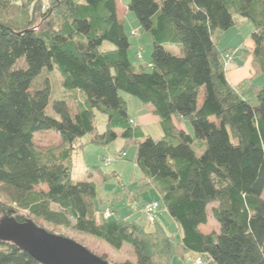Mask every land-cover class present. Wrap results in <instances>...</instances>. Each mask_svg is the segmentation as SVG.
<instances>
[{"label": "trees", "instance_id": "obj_1", "mask_svg": "<svg viewBox=\"0 0 264 264\" xmlns=\"http://www.w3.org/2000/svg\"><path fill=\"white\" fill-rule=\"evenodd\" d=\"M46 3L0 0V214L84 232L116 250L132 246L135 259L110 264H188L192 253L196 264H264V83L253 80L264 72V0H129L153 38L147 62L130 57L117 0H50L35 24ZM245 20L254 24V46L242 52L252 55L253 75L232 83L226 55L234 51L217 38ZM49 65L68 92L52 100L58 116L47 111ZM121 92L152 106L161 137L135 125ZM96 112L105 115L102 130ZM40 131H56L60 144L41 149ZM86 136L96 145L136 142L141 175L127 201L141 212L159 200L176 227L159 216L152 228L145 217L97 216V183L72 175ZM151 188L158 198L144 196ZM210 205L219 230L204 232ZM0 264L46 263L0 241Z\"/></svg>", "mask_w": 264, "mask_h": 264}, {"label": "rangeland", "instance_id": "obj_2", "mask_svg": "<svg viewBox=\"0 0 264 264\" xmlns=\"http://www.w3.org/2000/svg\"><path fill=\"white\" fill-rule=\"evenodd\" d=\"M47 3L41 6V10L37 12L35 24H43V14L47 12V7L50 0H46ZM129 0H117L118 13L125 20V28L129 34L132 45L129 49L130 57L133 60H137L139 51L142 52V60L148 61L151 58L153 50V38L149 31L144 30L133 11L129 10L126 2ZM137 28L136 33H132L131 29ZM254 30V24L251 20H245L240 25L232 26L231 28L222 31L219 34L218 44L221 48H230L233 50V57L231 61L226 63L229 65L227 70V76L229 79L233 78L234 81L242 78V76H248L253 72L252 67V55L243 59V49H251L254 46L252 39V31ZM169 47V46H168ZM176 52H181L179 48L174 46ZM23 59H19L17 64L21 63ZM251 70L249 74H246L247 70ZM49 76L52 80V93L51 99L47 106V111L53 115H57L52 107V100L65 96L66 92L61 84L62 77L60 73L52 65L48 67ZM253 74V73H252ZM240 76V77H239ZM232 80V79H231ZM253 80L258 84L264 83V72H259L253 76ZM127 100L128 114L134 119L135 125L139 126L147 135L150 134L154 137H161L163 135V129L158 120L151 119L153 113L149 111L148 105L144 104L137 96L129 94L127 92H121ZM105 115L101 112H96V125L99 130L104 128ZM180 125L186 128L189 132H192V125L187 121L180 122ZM88 136L84 138L85 144L82 148L74 153L73 171L72 175L76 180H83L90 177V179L97 183V197L95 199V208L98 212L97 216H102V212L106 207H110L113 212L111 218H129L143 221V215L139 210H135L130 206L127 201L128 192L136 184V177L141 174V170L135 161V155L137 151V144L134 141L129 144H124V140L120 137L117 140L106 145H96L92 143ZM36 144L43 150L55 148L57 144H60L61 138L56 131H40L35 136ZM57 147V146H56ZM125 150V154L121 155L118 150ZM109 158L110 162L107 164L105 159ZM93 164H99L101 171ZM115 170L118 174L113 175L111 172ZM111 173L109 177L102 173ZM45 186V185H44ZM156 195L154 188L149 189L144 193L145 197H151ZM2 194H0V197ZM264 196V191H263ZM211 205L209 206V218L208 221L200 225V228L204 232H210L212 230H219V223L214 218L211 212ZM24 212V211H22ZM4 214H0V217ZM159 220L165 224L168 229L176 227L175 221L171 218L167 210H162L159 215ZM147 222V221H145ZM147 227L152 228L155 223H146ZM50 229L54 226L47 224ZM59 232V231H57ZM65 235L81 242L92 251L99 255L105 254L108 257L110 263L116 260H124L126 258L135 259L134 250L131 245L124 244L121 249H113L101 239L92 236L84 232H78L72 229H65L62 231ZM196 253H192L187 258L188 264H196ZM204 264H212L211 261H205Z\"/></svg>", "mask_w": 264, "mask_h": 264}, {"label": "water", "instance_id": "obj_3", "mask_svg": "<svg viewBox=\"0 0 264 264\" xmlns=\"http://www.w3.org/2000/svg\"><path fill=\"white\" fill-rule=\"evenodd\" d=\"M0 241H10L46 264H110L81 242L37 224L31 218L0 217Z\"/></svg>", "mask_w": 264, "mask_h": 264}, {"label": "built area", "instance_id": "obj_4", "mask_svg": "<svg viewBox=\"0 0 264 264\" xmlns=\"http://www.w3.org/2000/svg\"><path fill=\"white\" fill-rule=\"evenodd\" d=\"M137 29H132V33H136ZM139 56L142 57L141 52L139 51ZM232 57L230 54L226 55V63H228L229 61H231ZM105 162L108 164L110 162L109 158L105 159ZM161 209V205H160V201L155 199V200H149L146 201L142 208H141V213L144 215L145 219L147 222H149L150 224L155 223L156 219L158 218L159 214H160V210ZM113 212L111 211L110 207H106L103 212L102 215L103 217H110L112 216ZM196 262L197 263H201L202 259L201 257L196 258Z\"/></svg>", "mask_w": 264, "mask_h": 264}, {"label": "crops", "instance_id": "obj_5", "mask_svg": "<svg viewBox=\"0 0 264 264\" xmlns=\"http://www.w3.org/2000/svg\"><path fill=\"white\" fill-rule=\"evenodd\" d=\"M119 14V13H118ZM120 16V15H119ZM121 17V16H120ZM123 18V17H122ZM242 54V53H241ZM229 65H230V63L227 65V69H228V67H229ZM251 70L249 69V70H247V72H246V74H243V75H247V74H249V72H250ZM253 72L251 71V74L250 75H248V76H242V78H240V79H238L237 81H234L233 80V78H231V79H229L232 83H237L238 81H240L241 79H243V78H245V77H250V76H252L253 74H252ZM240 77V76H239ZM148 107H149V111H151L152 112V106H150V105H148ZM153 113V112H152ZM133 119V118H132ZM151 119H155V120H158L159 122H160V119H159V117L157 116V115H155L154 113H153V117H149L148 118V120H151ZM134 120V119H133ZM138 126V125H137ZM124 152H122V153H120V154H123ZM113 171H115V170H113ZM117 174H118V172H116ZM141 175V174H140ZM159 197V194H158V192L156 191V195L155 196H151V197H147L148 199H155V198H158ZM162 210H165V208H163ZM140 214H142L141 212H139Z\"/></svg>", "mask_w": 264, "mask_h": 264}]
</instances>
